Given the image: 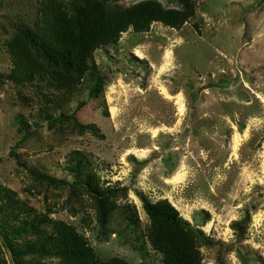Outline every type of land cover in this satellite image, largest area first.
<instances>
[{
  "label": "rangeland",
  "instance_id": "1",
  "mask_svg": "<svg viewBox=\"0 0 264 264\" xmlns=\"http://www.w3.org/2000/svg\"><path fill=\"white\" fill-rule=\"evenodd\" d=\"M141 1L112 0L111 8ZM153 1L188 20L121 33L65 83V71L22 35L42 30L41 0H0V264H15L10 246L33 244L52 222L73 229L99 262L164 264L147 239L143 198L168 202L203 234L200 264H264V0ZM97 76L103 91L89 99ZM73 114L93 130L47 126ZM77 157L98 191L75 183ZM15 204L23 220L45 223L13 236L19 223L4 209ZM21 260L69 264L53 253Z\"/></svg>",
  "mask_w": 264,
  "mask_h": 264
},
{
  "label": "trees",
  "instance_id": "2",
  "mask_svg": "<svg viewBox=\"0 0 264 264\" xmlns=\"http://www.w3.org/2000/svg\"><path fill=\"white\" fill-rule=\"evenodd\" d=\"M102 1H81L70 7L64 5L66 11H72L71 14H68L56 6V0H41L42 9L40 15L37 14V20L38 23H42V30L37 33L31 30L22 31L28 45L35 48L49 66L65 71L67 74L65 83H68L73 75L83 73V68H87V63L96 49L115 43L121 33L129 29L136 33H144L153 23L180 28L189 18L188 12L165 9L160 3L153 0L141 1L124 10L112 9V0ZM39 25L40 23L37 29H40ZM92 69L94 70V67ZM37 71L35 68L31 69L23 79L28 81L37 74ZM48 76L52 79H61L57 78L54 73L48 74ZM103 85L104 79L97 76L95 85L89 92V99H97L103 91ZM84 106L85 103H81L77 110ZM68 121L76 123L80 131L93 130L91 125H80L74 114L71 116L60 115L54 120H48L47 126L53 129L56 125ZM27 137H29L28 132L25 139ZM74 160L76 164H72L69 170L77 179L81 178L75 183L98 191L96 188H91L94 176L85 171L87 164L79 157ZM31 175L38 181L51 186L63 184V181L37 174L34 171L31 172ZM101 195L103 196L102 193ZM143 202L151 220L147 239L152 248L162 255L164 264H200L197 244L207 241L203 234L182 220L168 202L151 203L145 198H143ZM22 209L17 204L4 209L6 212L9 211L7 212L9 216L6 217L7 222L11 218L15 223H19V229L13 231V236H19L27 230L35 229V227L37 229L39 225L45 223L41 221L35 224L23 220L22 216L25 213ZM35 235L37 240L24 248L10 246L15 264H23L21 259L24 256L43 257L52 253L69 264H126L118 259L107 263L97 261L85 240L63 223L52 222L51 232L36 230Z\"/></svg>",
  "mask_w": 264,
  "mask_h": 264
},
{
  "label": "bare ground",
  "instance_id": "3",
  "mask_svg": "<svg viewBox=\"0 0 264 264\" xmlns=\"http://www.w3.org/2000/svg\"><path fill=\"white\" fill-rule=\"evenodd\" d=\"M181 175V174H180ZM182 178V177H181ZM180 179V176H178V175H175L173 178H172V180L173 181H177V180H179ZM181 180V179H180Z\"/></svg>",
  "mask_w": 264,
  "mask_h": 264
}]
</instances>
